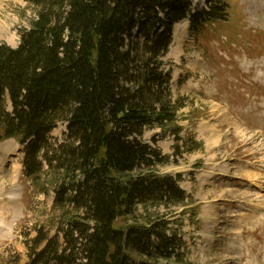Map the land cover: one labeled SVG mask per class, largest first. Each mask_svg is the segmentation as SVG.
Here are the masks:
<instances>
[{"label":"trees","instance_id":"1","mask_svg":"<svg viewBox=\"0 0 264 264\" xmlns=\"http://www.w3.org/2000/svg\"><path fill=\"white\" fill-rule=\"evenodd\" d=\"M28 1L36 17L20 31L19 45L0 44V141L24 146L28 178L37 179L43 161L73 175L54 200L56 208L71 206L65 222L55 235L37 238L35 248L42 246L30 250L27 264L183 262L185 241L169 208L188 194L178 176L155 172L166 157L141 136L175 117L160 59L174 24L188 19L199 32L226 20L228 3L213 0L193 11V0ZM61 120L69 141L52 148L48 134ZM148 203L168 211L116 226L118 217Z\"/></svg>","mask_w":264,"mask_h":264},{"label":"rangeland","instance_id":"2","mask_svg":"<svg viewBox=\"0 0 264 264\" xmlns=\"http://www.w3.org/2000/svg\"><path fill=\"white\" fill-rule=\"evenodd\" d=\"M212 2L193 0V11ZM226 2L224 21L199 32L189 21L173 26L172 43L160 59L170 75L167 100L176 106L175 117L141 136L166 157L154 170L178 174L189 194L184 205L169 208L171 225L185 241L183 262L175 264H264V0ZM35 17L28 0H0V44L16 48L20 31ZM5 107L11 110L8 98ZM206 139L216 141L206 145ZM48 140L52 148L68 143L65 120ZM13 142L16 149L0 158V264H27L30 250L42 246L35 248L37 238L55 235L65 222L71 206L56 208L54 200L73 174L43 161L37 179L26 177L24 146ZM13 188L16 213L10 207ZM166 211L161 204H137L115 223H145ZM6 232L7 238L1 236Z\"/></svg>","mask_w":264,"mask_h":264},{"label":"bare ground","instance_id":"3","mask_svg":"<svg viewBox=\"0 0 264 264\" xmlns=\"http://www.w3.org/2000/svg\"><path fill=\"white\" fill-rule=\"evenodd\" d=\"M181 23H183L184 26L187 25L186 20L182 21ZM176 25H179V24H175V26ZM0 32H1V30H0ZM173 33H174V36H175L176 35V27L174 28V32ZM178 33L179 34H184V35L186 34L185 31L178 32ZM216 140H218V138ZM216 140L210 141L209 139H206V145H209V144H211L212 142H214ZM16 147H17V145L12 140L0 144V158L3 157L2 152H3V154H6V152H7V154H11V152L14 151L16 149ZM1 164L2 163L0 162V165ZM252 175H254V174H252ZM9 198H10V202H11V204H10L11 210L13 211V213H16L17 210H18V204H17V202L15 200V198H16V192H15V189L14 188L10 191ZM1 232L2 231L0 230V233ZM6 234H8V233L6 232L5 234H2L1 236H3L4 238H7L8 235H6Z\"/></svg>","mask_w":264,"mask_h":264}]
</instances>
